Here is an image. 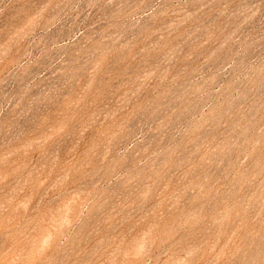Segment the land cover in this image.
<instances>
[{
	"label": "rangeland",
	"instance_id": "rangeland-1",
	"mask_svg": "<svg viewBox=\"0 0 264 264\" xmlns=\"http://www.w3.org/2000/svg\"><path fill=\"white\" fill-rule=\"evenodd\" d=\"M0 264H264V0H0Z\"/></svg>",
	"mask_w": 264,
	"mask_h": 264
}]
</instances>
